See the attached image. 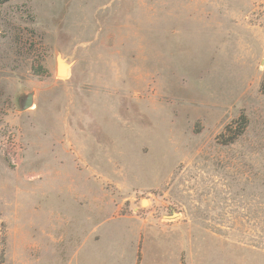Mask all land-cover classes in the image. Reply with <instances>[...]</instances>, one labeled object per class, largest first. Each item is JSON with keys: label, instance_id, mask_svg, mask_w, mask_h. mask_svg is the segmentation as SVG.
Masks as SVG:
<instances>
[{"label": "rangeland", "instance_id": "obj_1", "mask_svg": "<svg viewBox=\"0 0 264 264\" xmlns=\"http://www.w3.org/2000/svg\"><path fill=\"white\" fill-rule=\"evenodd\" d=\"M167 258L264 264V0H9L0 264Z\"/></svg>", "mask_w": 264, "mask_h": 264}, {"label": "water", "instance_id": "obj_2", "mask_svg": "<svg viewBox=\"0 0 264 264\" xmlns=\"http://www.w3.org/2000/svg\"><path fill=\"white\" fill-rule=\"evenodd\" d=\"M58 62V66H57V74L59 76H64L66 73V69L68 67L67 64L63 63L62 60H60V58L58 57L57 59ZM61 66V67H60ZM33 105V101H32V93H27L25 95V97L23 98V101L21 103V110H25L27 108H30Z\"/></svg>", "mask_w": 264, "mask_h": 264}, {"label": "trees", "instance_id": "obj_3", "mask_svg": "<svg viewBox=\"0 0 264 264\" xmlns=\"http://www.w3.org/2000/svg\"><path fill=\"white\" fill-rule=\"evenodd\" d=\"M9 0H0V6H2L3 4H5L6 2H8ZM245 119V116L244 115H241L239 117V123L241 124L242 120L244 121Z\"/></svg>", "mask_w": 264, "mask_h": 264}, {"label": "crops", "instance_id": "obj_4", "mask_svg": "<svg viewBox=\"0 0 264 264\" xmlns=\"http://www.w3.org/2000/svg\"><path fill=\"white\" fill-rule=\"evenodd\" d=\"M90 250H91V247H90ZM172 259H173V258H171V260H172ZM169 260H170V258H169ZM169 260H168V258H167V259H164L163 261L159 262V264H168ZM171 260H170V262H171ZM173 260H175V261H174L175 264H179V263H177L178 261H177L176 258L173 259ZM169 264H170V263H169Z\"/></svg>", "mask_w": 264, "mask_h": 264}]
</instances>
